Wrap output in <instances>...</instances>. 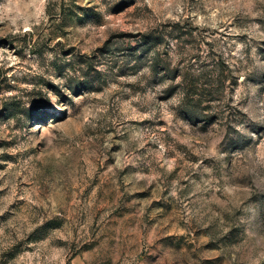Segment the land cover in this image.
<instances>
[{"label":"rangeland","instance_id":"374dc122","mask_svg":"<svg viewBox=\"0 0 264 264\" xmlns=\"http://www.w3.org/2000/svg\"><path fill=\"white\" fill-rule=\"evenodd\" d=\"M0 264H264V0H0Z\"/></svg>","mask_w":264,"mask_h":264}]
</instances>
